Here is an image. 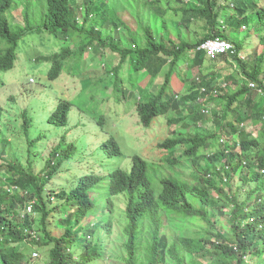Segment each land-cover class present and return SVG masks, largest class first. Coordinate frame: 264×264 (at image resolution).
Wrapping results in <instances>:
<instances>
[{"label": "trees", "instance_id": "trees-1", "mask_svg": "<svg viewBox=\"0 0 264 264\" xmlns=\"http://www.w3.org/2000/svg\"><path fill=\"white\" fill-rule=\"evenodd\" d=\"M137 3L132 4L135 11ZM143 3L156 9L160 30L143 16L146 13H138L132 28L110 0L79 4L76 0H0V70L16 67L26 36L50 34L63 43L58 50L35 59L49 64L46 78L51 85L45 86L49 91L54 81L90 51L104 57L101 63L106 71L74 99L57 93L43 120L38 110L42 101L32 104L37 107L35 115L30 108L23 112L30 146L47 136L39 125L69 127L74 110L95 122L94 134L82 145L77 140L68 143L64 135L39 173L31 165L25 168L18 159H4L0 164V264H42L37 261L41 256L33 257L36 251L40 255L47 252L44 264H115L107 244L115 227L116 205L121 202L127 216L126 264H249V257L254 260L250 264L264 262V0H174L177 7L165 9L162 0ZM19 5L24 26L13 29L10 14ZM170 10L180 15L188 29L204 21L203 35L196 42L185 38L165 17ZM80 11L83 17L78 16ZM107 21L125 35L105 33ZM255 36L260 39V51L256 47L246 58V41ZM211 38L232 42L235 51L208 56L199 47ZM107 53L115 56L112 66L105 60ZM126 62L130 64V85L124 84L122 76ZM208 63H227L233 72L221 75L212 71L211 76L199 72L184 90L190 78L182 73L184 66L193 70ZM110 84L113 91L107 93ZM104 96L135 106L146 130L172 113L170 125L195 130L167 137L151 154L145 155L141 149L142 155L126 156L118 139L107 134L108 117L82 110L83 103L91 100L86 111L93 112V106L97 111ZM4 112L0 103V126ZM213 147L216 150L211 154L200 153L202 148ZM187 161L193 166V181L179 169ZM81 162L84 169L74 175L66 168ZM58 176L66 178L65 184L50 185ZM29 203L32 213L26 211ZM207 207L215 215L229 214L231 232L219 228ZM170 215L198 217L207 227L204 233L172 239L166 233ZM52 223L63 231L60 235L54 234ZM32 231L38 232L37 238Z\"/></svg>", "mask_w": 264, "mask_h": 264}, {"label": "rangeland", "instance_id": "rangeland-1", "mask_svg": "<svg viewBox=\"0 0 264 264\" xmlns=\"http://www.w3.org/2000/svg\"><path fill=\"white\" fill-rule=\"evenodd\" d=\"M76 1L79 4L84 0ZM133 1L134 0H110V4L113 7L119 9L123 20L132 28H135L136 26L138 13H141L142 15L146 13V15L143 16H148V18H150V24H155L156 28L160 30L162 27L161 18L154 16L155 12H157L156 9L151 7L150 4L145 6L143 1L145 2L146 0H137V9L135 11L133 9L134 6L132 5ZM166 1L167 0H162L161 7H163V9H165L168 5L177 7V5L174 4V0H172L170 3L168 2V5L165 4ZM135 12L137 14L136 16ZM10 16L13 29H20L24 26L22 5L15 7L11 11ZM78 16L83 17V11H80ZM165 17L169 21H172L175 26H178L179 31H182L184 37L191 42H196L197 38L203 35L204 21H197L191 25V29H188L181 22L180 15L176 14L174 11H168ZM109 19L111 18L109 17ZM104 28L105 33L111 31L115 37L125 35L123 33V29L121 30L113 26L110 21L106 22ZM240 35L242 36V34ZM69 36L73 37L74 31H71ZM259 40V36L247 39L246 48L243 51L244 57L248 58L253 49L256 47L259 48ZM1 43L2 42L0 39V44ZM62 43L63 42L60 38L50 34H30L26 36L20 44V60L17 62L16 67L9 71L0 70V103L5 109L4 120L0 126V155L2 156L0 157V164L4 162V159L10 161H15V159H18L17 162H20L25 168H28L31 165L34 172L39 173L46 166V162L50 153L60 143V140L64 135L67 136L68 143L77 140L80 141L79 144L82 145L86 142L87 136L94 134L93 129L95 122L89 119L87 114L83 112L80 113L78 110H74L72 112L73 117L69 127L57 128L54 126L44 125L42 127V124L39 125V130L42 129L44 135L47 136L42 138L38 143H36L35 146H30L27 136L25 135L23 129L24 118L22 114L27 108H30L31 113L35 115L37 113V107L32 106V104H34L36 101H42V103L39 104L38 110L43 120L44 114H47L48 111L53 108L54 101L52 99L56 97L57 93L66 98L74 99L81 91H83L82 89L88 87L93 80L99 76L105 75L106 73L101 63V61L103 62L104 57L94 56L93 52L90 51L88 54H86L84 59H82V62L74 63L69 72H64L58 80L54 81L52 83L53 90L49 91L47 87H45L47 85H51V83H49L46 78L49 64H39L35 59H37V57L40 55L52 53V51L58 50ZM71 47L74 48L72 43ZM114 58V54H106L105 60L109 66L113 65ZM129 66V62H126L122 70V76L125 78V85H130V81L128 79L130 74ZM212 71H218L221 75H227L233 72V68L227 63H218L214 66L209 65L208 63L203 67H196L193 70H189L186 68V66H184L182 73L190 77L185 82L184 90H186L187 86L191 84V80L199 76V72H203L204 74L211 76ZM221 81H223V79ZM109 87L110 88L108 89L107 93L113 91V84H110ZM109 98V96L101 97L100 99L103 100L101 101L102 106L97 108V111L93 106V112L86 111V107L92 104V101H85L82 99L85 101L83 103L84 106L82 110L92 116H97V114H100L101 112L106 118L108 117L106 124V130L108 132L107 134L114 135L118 139L120 145L125 151L126 156L130 154L133 155L135 153L141 154V149L145 155L151 154V149L156 148L157 144L165 140L167 137H172L180 133L187 134L189 131L195 130V128H191L189 130L182 128L180 124L170 125L168 123V119L174 115V113L167 117L158 118L154 122L151 129L146 130L139 123L135 106H130L131 103H115L113 98ZM47 101L48 103L45 105V102ZM209 109H211L210 106ZM248 123L251 122L249 121ZM201 125H203L202 122ZM207 126L210 128L209 125ZM100 128L101 127L98 125L97 129ZM33 136L36 137L37 134L33 133ZM99 138L101 139V135L95 140V144H97ZM93 145L94 141L89 146V153H91ZM215 150L216 148L214 147L209 149L202 148L200 153L202 155H208ZM180 152L181 151L179 150V153ZM121 160L122 158L120 157L117 163H120ZM69 167L71 171L70 173L72 175H74V172L78 173L79 170L84 169L83 162L73 163L71 166L67 165L66 168ZM66 168L64 170H66ZM179 169L183 170L184 174L186 176L188 175L187 177L193 181L194 178L191 177L190 173L193 169V166L190 165L189 161L184 162L183 167ZM107 173H109V170ZM66 181L67 180L64 176H58L51 181L50 185L62 186ZM72 184L73 182L70 180L69 186ZM191 200L197 204V199L191 197ZM197 205L200 206L199 203ZM124 208V202L116 205L117 211L115 214V227L110 241L107 244L109 249V258L111 261H115V264H126L125 259L127 256V251L124 247V242L126 240L124 228L127 224V216ZM207 209L209 210L210 217L213 220L219 221V228L222 231L231 232L232 225L230 220H228V213L226 215H215L214 209L211 207H207ZM167 220L166 233L172 239L180 234H192L196 233L197 231L204 233L203 230H205L207 227V224L198 217L185 219L170 215L168 216ZM51 228L52 230H55L54 234L56 235H60L63 232L61 229H57L58 227H55V223L51 224ZM79 246L81 247V244ZM235 249H237V246ZM41 253L43 257L39 254V257L34 259L37 260L41 256V258L37 261H40L42 264H44L47 259V252L45 251ZM252 261L254 260H252L251 257L247 259V263L249 264ZM35 264H39V262H35ZM207 264H209V262ZM261 264H264V262Z\"/></svg>", "mask_w": 264, "mask_h": 264}, {"label": "built area", "instance_id": "built-area-1", "mask_svg": "<svg viewBox=\"0 0 264 264\" xmlns=\"http://www.w3.org/2000/svg\"><path fill=\"white\" fill-rule=\"evenodd\" d=\"M199 49L204 50L208 56L210 57H215L220 54H227L231 51H235L234 45L232 42L222 39V38H211L203 42ZM252 86H255L254 84H251ZM26 211L29 213H32L33 211V206L32 204H28L26 206ZM24 216V215H23ZM33 237L37 238L38 237V232L32 231L30 232ZM33 257L37 258L39 257V252H34Z\"/></svg>", "mask_w": 264, "mask_h": 264}]
</instances>
